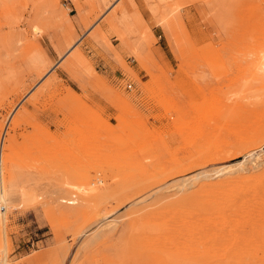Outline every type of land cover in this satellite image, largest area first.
<instances>
[{
	"label": "rangeland",
	"instance_id": "rangeland-1",
	"mask_svg": "<svg viewBox=\"0 0 264 264\" xmlns=\"http://www.w3.org/2000/svg\"><path fill=\"white\" fill-rule=\"evenodd\" d=\"M263 68L264 0H0V262L264 264Z\"/></svg>",
	"mask_w": 264,
	"mask_h": 264
},
{
	"label": "bare ground",
	"instance_id": "bare-ground-1",
	"mask_svg": "<svg viewBox=\"0 0 264 264\" xmlns=\"http://www.w3.org/2000/svg\"><path fill=\"white\" fill-rule=\"evenodd\" d=\"M263 58V57H262ZM254 76H256V78H258V80L259 81H263L264 80V68L260 71V72H258V73H254L253 74ZM231 80V82H232V79H231V77L230 78H228V81H230ZM261 83V82H260ZM207 95V94H206ZM237 105H235V104H232V103H226V104H224L223 105V107H225L224 108V115H229V116H232V115H234L235 113H238V112H240V111H244V110H250V111H254V112H258V111H260V112H263V114H262V118H263V120H264V95L260 98V99H258V100H249L248 102L246 101V102H242L241 104H238V103H236ZM213 105V104H212ZM218 118V117H217ZM216 117H215V119H214V122L216 121V119H217ZM220 119V118H219ZM262 120V121H263ZM219 122V121H218ZM257 125V124H256ZM211 126H212V124H211ZM261 128L263 129V131H264V123H262L261 124ZM262 135H264V132L262 133ZM211 136V135H210ZM246 237H247V234H246ZM248 238V237H247ZM246 238V239H247ZM244 240H246L245 239V237L243 238ZM247 241V240H246ZM0 264H6V261H1L0 262Z\"/></svg>",
	"mask_w": 264,
	"mask_h": 264
},
{
	"label": "built area",
	"instance_id": "built-area-1",
	"mask_svg": "<svg viewBox=\"0 0 264 264\" xmlns=\"http://www.w3.org/2000/svg\"><path fill=\"white\" fill-rule=\"evenodd\" d=\"M129 87H131V85H129Z\"/></svg>",
	"mask_w": 264,
	"mask_h": 264
},
{
	"label": "crops",
	"instance_id": "crops-1",
	"mask_svg": "<svg viewBox=\"0 0 264 264\" xmlns=\"http://www.w3.org/2000/svg\"><path fill=\"white\" fill-rule=\"evenodd\" d=\"M129 85H131V84H129ZM129 85H128V86H129ZM131 86H132V85H131Z\"/></svg>",
	"mask_w": 264,
	"mask_h": 264
}]
</instances>
